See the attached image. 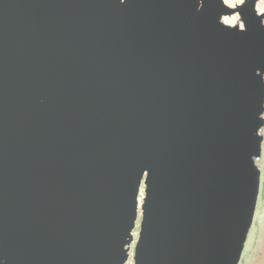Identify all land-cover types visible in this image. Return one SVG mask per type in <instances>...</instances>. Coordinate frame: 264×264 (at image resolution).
I'll list each match as a JSON object with an SVG mask.
<instances>
[{"label":"water","instance_id":"obj_1","mask_svg":"<svg viewBox=\"0 0 264 264\" xmlns=\"http://www.w3.org/2000/svg\"><path fill=\"white\" fill-rule=\"evenodd\" d=\"M257 1L0 0V264H125L141 191L133 264H239L261 183Z\"/></svg>","mask_w":264,"mask_h":264},{"label":"rangeland","instance_id":"obj_2","mask_svg":"<svg viewBox=\"0 0 264 264\" xmlns=\"http://www.w3.org/2000/svg\"><path fill=\"white\" fill-rule=\"evenodd\" d=\"M261 136L263 138L261 156L257 162L261 171L260 192L253 224L247 236L239 264H264V126L261 129Z\"/></svg>","mask_w":264,"mask_h":264},{"label":"bare ground","instance_id":"obj_3","mask_svg":"<svg viewBox=\"0 0 264 264\" xmlns=\"http://www.w3.org/2000/svg\"><path fill=\"white\" fill-rule=\"evenodd\" d=\"M223 2L225 3V5L229 6V7H236V6H239L241 4H243L244 0H227V2H225V0H223ZM255 12L256 14H264V0H258L257 3H255ZM222 22L224 24H226L227 26H230V27H238V28H242V23H241V20L237 17V15H234V16H231V17H224L222 18ZM141 199H142V191L140 192L139 194V198H138V218H137V221H136V226H135V229L133 231V240L130 245V249H129V258L127 260V262L125 264H133V261H132V255H133V246L135 243V240L137 238V233H138V226H139V216H140V204H141Z\"/></svg>","mask_w":264,"mask_h":264},{"label":"snow or ice","instance_id":"obj_4","mask_svg":"<svg viewBox=\"0 0 264 264\" xmlns=\"http://www.w3.org/2000/svg\"><path fill=\"white\" fill-rule=\"evenodd\" d=\"M225 2H227V0H225ZM241 2H242V0H241Z\"/></svg>","mask_w":264,"mask_h":264}]
</instances>
